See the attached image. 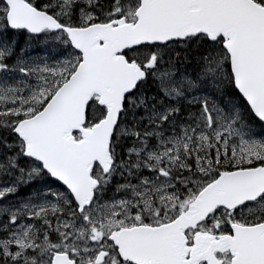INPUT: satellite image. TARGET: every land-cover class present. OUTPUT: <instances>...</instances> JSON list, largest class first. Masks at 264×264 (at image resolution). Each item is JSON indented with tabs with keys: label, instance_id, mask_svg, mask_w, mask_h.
Segmentation results:
<instances>
[{
	"label": "snow or ice",
	"instance_id": "6c2138e0",
	"mask_svg": "<svg viewBox=\"0 0 264 264\" xmlns=\"http://www.w3.org/2000/svg\"><path fill=\"white\" fill-rule=\"evenodd\" d=\"M0 264H264V0H0Z\"/></svg>",
	"mask_w": 264,
	"mask_h": 264
}]
</instances>
